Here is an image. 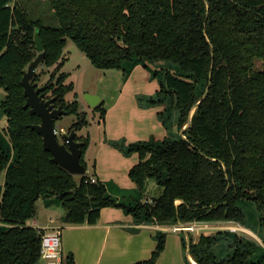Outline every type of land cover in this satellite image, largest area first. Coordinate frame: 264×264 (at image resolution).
<instances>
[{"label":"trees","instance_id":"1","mask_svg":"<svg viewBox=\"0 0 264 264\" xmlns=\"http://www.w3.org/2000/svg\"><path fill=\"white\" fill-rule=\"evenodd\" d=\"M44 1L56 26L33 18L18 0H0V89L5 92L0 107L9 142H0V264H37L42 231L24 223L36 215V201L45 198L56 199L64 210L63 222L73 226L95 225L104 207H118L136 222L153 219L160 225L242 223L239 202L254 201L264 229V0ZM36 28L46 68L62 59L67 39L100 70L126 75L136 64L172 63L173 69L153 73L161 76L160 89L144 100L146 106L167 104L158 117L169 135L159 142L114 143L125 154L139 156L128 174L141 196L150 180L162 190L150 203L116 202L98 179L68 174L43 149L29 127L39 120L24 109L20 85L22 71L37 55L32 41ZM67 78L60 72L44 93L55 97L66 115L75 116L69 130L77 134L88 123L76 100L65 101L74 89ZM103 104L101 100L93 110L102 120ZM75 140L84 143L80 161L86 170L83 156L90 140L76 135ZM222 234L203 232L196 243L188 236L190 258L196 264H263L253 260L241 238ZM164 241L163 234L157 235L151 256L134 264H156ZM181 242L186 250L187 242ZM62 264L77 263L67 253ZM186 264L192 263L187 259Z\"/></svg>","mask_w":264,"mask_h":264},{"label":"crops","instance_id":"2","mask_svg":"<svg viewBox=\"0 0 264 264\" xmlns=\"http://www.w3.org/2000/svg\"><path fill=\"white\" fill-rule=\"evenodd\" d=\"M113 72L122 82L121 88L118 95L109 101L103 123H99L96 128L95 139L89 136L83 158L91 166L90 172L86 169V174L98 179L116 202L127 205L136 200H150L151 197L141 196L129 178L128 171L137 164L139 156L136 153L125 154L114 143L126 146L136 142H159L166 139L169 131L158 117L164 107L146 106L139 101V98L152 96L160 89L152 81L149 67L136 64L126 75L121 70ZM150 181L146 191L152 187L149 186ZM42 205V208L37 207L33 217L38 227L44 233L60 229L63 254L71 253L77 264H134L147 260L157 244L156 237L159 234L164 235L165 247L156 264H186L182 260L184 258L187 262L183 257L181 240L189 235L193 242L197 239L191 231H175L174 227L178 224L160 225L153 219L136 222L118 207L101 208L95 225L73 226L63 222L64 210L59 203L54 206L50 201ZM190 224L203 228L205 223Z\"/></svg>","mask_w":264,"mask_h":264},{"label":"rangeland","instance_id":"3","mask_svg":"<svg viewBox=\"0 0 264 264\" xmlns=\"http://www.w3.org/2000/svg\"><path fill=\"white\" fill-rule=\"evenodd\" d=\"M22 2L26 7L29 15L33 18L41 19L43 23L46 25H57L56 19L53 18L51 10L44 0H18ZM63 57L59 60V63L56 65L46 68L43 64L39 65L36 69L38 76H36V83L37 86L43 85V83H51L54 85L56 79L60 72L68 74V78L65 83H71L73 86V91L69 92L65 96V101L72 102L76 100L80 108L78 112H85L86 114V123L87 126L83 127L79 132H77L76 136L79 138L81 136H90V139H95L96 136V128L98 127L99 123H103L102 119L100 118L99 113H92L91 110L86 105L85 97L86 95H93L99 97L100 100H104L105 105L104 109L109 107V101L114 99L121 88L122 82L118 81L117 76L113 75V71L108 70H100L93 67L88 59L85 57L83 53H81L74 45V43L67 39L66 44L63 48ZM255 66L257 69H261V63L259 61L255 62ZM58 67V72L55 71V68ZM150 72L152 74V81L154 80L156 84H159V77L160 74L153 77V73L155 71H159L163 68H170L173 69L172 63L164 62V63H157V64H149L148 65ZM26 68V67H25ZM159 86V85H158ZM160 87V86H159ZM5 92L4 90L0 89V104L4 98ZM49 95V94H47ZM74 95H76V99H74ZM112 97V98H111ZM148 98V97H147ZM147 98H143L139 101H142L144 104V100ZM168 103L169 99H165ZM113 101V100H112ZM83 105V106H81ZM169 105V103H168ZM163 107L167 106L166 103L162 105ZM83 107V108H82ZM165 109V108H164ZM173 116L175 115L173 110H168ZM194 110L192 109L191 115L193 114ZM104 118V117H103ZM6 116L5 113L0 107V142L3 146L9 145L7 142V138L5 137L4 129L6 127ZM75 122V116L73 115H64L61 117V120L56 122L57 132L59 133L61 130L67 131L69 130L70 126ZM170 132L176 133V129L174 126L170 128ZM180 133V132H179ZM96 142V140H94ZM92 143V142H91ZM93 146V144H92ZM84 161L86 159L84 158ZM86 167L88 172H90L91 166L90 163H86ZM4 180L3 175H0V185H2ZM152 181V180H151ZM150 181L149 186L152 187L145 192V196L151 197L150 200L147 199L148 202L151 201L152 198L158 197L161 194V189L158 188L155 183ZM149 182V181H148ZM147 182V184H148ZM52 204L58 205L56 199H39L36 201L35 209L42 208V203L50 202ZM142 204H145L141 201ZM133 204V203H132ZM239 206L241 207L244 219L242 223H227V222H220V223H205L203 230H194L191 232L196 238L199 237L200 234L203 232L208 234H216V233H224L222 237L226 239L231 238L232 236H236L242 239V241L247 244L250 249L252 250V258L254 261L261 260L264 264V229L259 223V215H260V207L254 201H243L239 202ZM58 211V210H56ZM57 216V215H55ZM182 236L185 237L184 233ZM190 236V235H189ZM191 238V236H190ZM187 239H184L186 242ZM192 240V238H191ZM197 239H195L196 243ZM193 242V241H192ZM193 242V243H194ZM183 257L186 258V250L183 251ZM183 262L186 263L184 258L182 259ZM157 263V262H156ZM196 264L195 261H193ZM37 264H44L41 260L37 262Z\"/></svg>","mask_w":264,"mask_h":264},{"label":"water","instance_id":"4","mask_svg":"<svg viewBox=\"0 0 264 264\" xmlns=\"http://www.w3.org/2000/svg\"><path fill=\"white\" fill-rule=\"evenodd\" d=\"M34 51L37 54L22 71L23 75L20 81V85L23 89V95L25 97L24 109L28 108L29 113L35 115L39 122L37 124H31L29 127L36 132L42 141L43 149L50 153L51 161L56 164L60 169L65 170L68 174L74 176H83L86 173L84 165L80 161L81 148L83 146L82 141L75 140L76 130L70 131L61 130L57 132L56 122L61 120V117L66 115V111L63 106L56 107L54 105L55 97L47 98L45 96L46 83L41 86H37L36 82H32L33 79L38 76L36 69L44 61V45L42 39L39 37L38 29H34L33 35ZM211 73H209V78ZM208 91V87L205 89L198 103L194 109L197 108ZM86 105L90 108L100 102L99 97L93 95H86ZM193 109V110H194ZM191 113L189 114L187 124L183 127L185 129L190 123ZM180 135H182V131ZM59 137V140H58ZM183 138V136H182ZM186 256L192 263L189 256V242L186 240Z\"/></svg>","mask_w":264,"mask_h":264},{"label":"built area","instance_id":"5","mask_svg":"<svg viewBox=\"0 0 264 264\" xmlns=\"http://www.w3.org/2000/svg\"><path fill=\"white\" fill-rule=\"evenodd\" d=\"M91 182H95V179L91 177ZM143 203L148 204L150 202L147 199L142 200ZM206 225V224H204ZM25 227H31L38 231H42L41 228L38 227L37 222L34 218L28 219L24 223ZM203 228L198 227L197 225H193L190 223L186 224H178L174 227L175 231L178 232H186L194 230H203ZM40 258L44 264H62L65 254L62 251L61 245V231L60 229H56L53 232H46L42 231L41 234V241H40Z\"/></svg>","mask_w":264,"mask_h":264},{"label":"flooded vegetation","instance_id":"6","mask_svg":"<svg viewBox=\"0 0 264 264\" xmlns=\"http://www.w3.org/2000/svg\"><path fill=\"white\" fill-rule=\"evenodd\" d=\"M47 98H51V97H49V95H45ZM54 105H55V102H54ZM56 107H58L57 105H55ZM97 106V105H96ZM95 106V107H96ZM88 108L91 110V112L94 114L95 112H93V110L95 109V108H90L89 106H88ZM68 131H70V130H68ZM76 135V134H75ZM58 140H59V137H58ZM60 141V140H59ZM77 141V140H76Z\"/></svg>","mask_w":264,"mask_h":264}]
</instances>
